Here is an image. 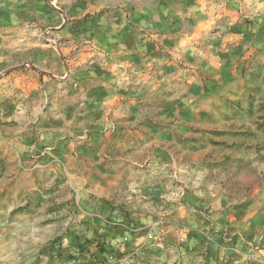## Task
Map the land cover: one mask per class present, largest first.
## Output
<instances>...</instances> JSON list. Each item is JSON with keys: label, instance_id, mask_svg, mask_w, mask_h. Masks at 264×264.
I'll use <instances>...</instances> for the list:
<instances>
[{"label": "rangeland", "instance_id": "374dc122", "mask_svg": "<svg viewBox=\"0 0 264 264\" xmlns=\"http://www.w3.org/2000/svg\"><path fill=\"white\" fill-rule=\"evenodd\" d=\"M191 2L0 0V264H264V0Z\"/></svg>", "mask_w": 264, "mask_h": 264}, {"label": "crops", "instance_id": "0c3cea01", "mask_svg": "<svg viewBox=\"0 0 264 264\" xmlns=\"http://www.w3.org/2000/svg\"><path fill=\"white\" fill-rule=\"evenodd\" d=\"M154 1L155 0H96V9L97 11H101L102 23L106 22L111 24L112 26L111 28H115V27L118 28V25L120 23L130 24V23L142 21L140 19H137L138 16L145 17L144 19L147 20L148 22H156V20L163 18H164L163 20L167 22L169 17L173 18L174 16H176L172 14L171 11L168 9L169 7L168 5L172 4L171 8L173 10H176L179 7H183L184 5H186V1L189 2V0H165L167 4L164 3L162 5L164 6L163 8L157 9L158 8L157 7L156 10H154L150 6L151 2L153 3ZM193 1H196V2H191V8L194 9L200 6L202 8L204 7L208 8L211 5V0H193ZM156 4H160V0H156ZM202 18H206L204 21H210L209 18H212V20L214 19V17L211 15ZM202 18H200L198 22H201L200 20H202L201 25H204L203 24L204 21ZM149 34L154 37L159 35V34H151V33ZM106 35H108V38H110L109 37L110 34L107 33ZM112 35H115L114 32H112ZM99 36L100 38L103 39L107 37L103 33L99 34ZM219 48L227 50V59L225 58L223 51H220L219 53L215 52L218 55L217 61L219 66L221 67L220 70L223 71L224 69H227V75L229 74V76H232L233 65L236 64L237 61L239 60L241 55L240 52L241 50L237 48L236 50H233L234 53H231L230 50L232 51L233 46L229 41H227V43H221V46ZM221 54H223V56H221ZM220 57H222L223 60L222 62H220L221 60ZM116 69L117 68L113 67L110 69V72L106 73V78L108 80H105L106 82L103 81L102 84L103 87L113 86V83L118 81L119 79L123 81H131L130 77H132V75L130 72H128V69H127L128 72L127 75L124 76H119L117 74H114ZM126 77L127 79H124Z\"/></svg>", "mask_w": 264, "mask_h": 264}, {"label": "built area", "instance_id": "2783aa9c", "mask_svg": "<svg viewBox=\"0 0 264 264\" xmlns=\"http://www.w3.org/2000/svg\"><path fill=\"white\" fill-rule=\"evenodd\" d=\"M113 130H115V128H112Z\"/></svg>", "mask_w": 264, "mask_h": 264}]
</instances>
